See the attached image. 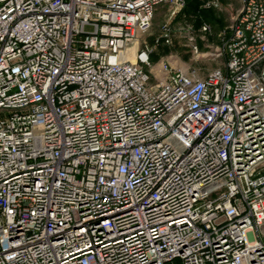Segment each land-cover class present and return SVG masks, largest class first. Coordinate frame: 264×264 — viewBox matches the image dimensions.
<instances>
[{
  "label": "built area",
  "instance_id": "built-area-1",
  "mask_svg": "<svg viewBox=\"0 0 264 264\" xmlns=\"http://www.w3.org/2000/svg\"><path fill=\"white\" fill-rule=\"evenodd\" d=\"M163 3L0 0V264H264V0L202 78Z\"/></svg>",
  "mask_w": 264,
  "mask_h": 264
},
{
  "label": "rangeland",
  "instance_id": "rangeland-1",
  "mask_svg": "<svg viewBox=\"0 0 264 264\" xmlns=\"http://www.w3.org/2000/svg\"><path fill=\"white\" fill-rule=\"evenodd\" d=\"M219 1L203 0L202 7L204 10L219 8ZM224 2L231 4L234 10L242 5V0H224ZM214 3H218V6H215ZM184 8L180 9L174 17H171V4H161L155 12L150 31L142 35L139 44H136L129 51V58L134 60V52L142 46L143 42L154 44L156 39L162 35L163 26L167 25L171 30V41L161 43L156 48L152 58L156 71L160 67V62L164 60H168L177 70L195 73L201 78L215 69L223 68L226 58L219 56V48L222 46L220 33L227 31L233 23L228 22V27L221 30L220 33L214 27L211 28V32L205 33L201 31L203 24L200 19V25H196L198 16L193 13H185ZM258 233L264 242V222Z\"/></svg>",
  "mask_w": 264,
  "mask_h": 264
},
{
  "label": "crops",
  "instance_id": "crops-1",
  "mask_svg": "<svg viewBox=\"0 0 264 264\" xmlns=\"http://www.w3.org/2000/svg\"><path fill=\"white\" fill-rule=\"evenodd\" d=\"M219 2V8L210 9V15L201 12L196 16L199 17L202 24L208 23L210 24L211 28L214 27V29L220 33L221 30H224L226 27H228V22L233 23L235 21L241 6L234 10L231 4L224 2V0Z\"/></svg>",
  "mask_w": 264,
  "mask_h": 264
},
{
  "label": "trees",
  "instance_id": "trees-1",
  "mask_svg": "<svg viewBox=\"0 0 264 264\" xmlns=\"http://www.w3.org/2000/svg\"><path fill=\"white\" fill-rule=\"evenodd\" d=\"M187 5L184 8V12L187 14H194V15H199L201 12L207 13L210 15V10H204L202 5H203V0H186ZM196 25H200V20L198 17V21L196 22Z\"/></svg>",
  "mask_w": 264,
  "mask_h": 264
},
{
  "label": "bare ground",
  "instance_id": "bare-ground-1",
  "mask_svg": "<svg viewBox=\"0 0 264 264\" xmlns=\"http://www.w3.org/2000/svg\"><path fill=\"white\" fill-rule=\"evenodd\" d=\"M135 45H136V44H134L133 46H131V47L128 49V52H129L130 50H132V48H134Z\"/></svg>",
  "mask_w": 264,
  "mask_h": 264
}]
</instances>
